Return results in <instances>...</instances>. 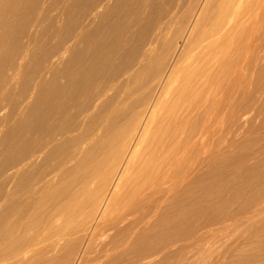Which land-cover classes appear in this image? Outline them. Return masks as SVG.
Here are the masks:
<instances>
[{"label":"bare ground","instance_id":"bare-ground-1","mask_svg":"<svg viewBox=\"0 0 264 264\" xmlns=\"http://www.w3.org/2000/svg\"><path fill=\"white\" fill-rule=\"evenodd\" d=\"M58 2L33 0L3 53L9 89L46 23L1 93L0 264H175L248 213L260 251L264 176L236 206L222 185L226 132L264 102V0Z\"/></svg>","mask_w":264,"mask_h":264},{"label":"rangeland","instance_id":"rangeland-1","mask_svg":"<svg viewBox=\"0 0 264 264\" xmlns=\"http://www.w3.org/2000/svg\"><path fill=\"white\" fill-rule=\"evenodd\" d=\"M1 1H0L1 2L0 9L2 8L3 11L0 10L1 11L0 12V21H1L0 22V32H1L0 33V45H1L0 47L1 49L0 69L4 62L3 53L8 46L12 45V42L14 39L12 38L14 36V34L12 35V33L14 31H17L18 28H20L23 25L24 23L23 14L26 13L27 8L29 7L30 3H32L33 0H29L30 2H28V0H24V1L20 0L21 3L19 2V0H1ZM55 1H56V5L59 6L60 3L58 2V0H54V4H55ZM4 7L6 8L4 9ZM22 7H24L25 10ZM54 13H55L54 9L52 11H49L48 13L49 17H50V14L51 16H53ZM12 19L14 20L12 21ZM44 24L46 23L42 22L41 24H37L35 28L34 26H32V30L34 32H33V38L31 39V43L29 44L30 50L28 49L29 53L27 50V54L23 57V60H21V62L23 63V67H20L19 70L16 71L17 76H15V82L13 83V85H11L9 89H6L4 86L0 84V106L2 107V110L0 111V118L1 116L4 115L3 117L4 119L2 118L0 120L1 121L0 122V137L4 136L3 139L0 138L1 142L6 141L10 134L9 130H11L10 129L11 128L10 119H11V112H12L11 97L3 99L1 93L9 92L10 95L11 94L16 95L17 91L20 88H24L23 87L25 86L24 81L26 80L25 76H29V73H30L29 72L30 65L28 61V59L30 58L28 57V54H30L34 50L35 47L40 48L41 46H43L46 40V34L44 33V29L46 25ZM5 33L6 35H4ZM32 44H34L35 46ZM257 73L258 71L256 70L254 78H256L255 86L256 85L257 86L256 87L254 86V90L257 91V93H260L264 96V88L262 87V84H261V81H262L261 76L258 75ZM6 117L8 118L6 119ZM243 119H242L243 122L240 123L239 127H236V128L232 127L233 131L230 132L231 130H228L225 134V145L227 143L229 144L226 145V151H225V161H224L225 177H224L223 183L226 185V187L222 185L225 190L223 199L224 200L226 199L227 201L226 203L233 205V206H236L239 203H242L243 200H245L247 197V193H246L247 189L249 187H256V184L259 181L260 177L264 176V166H263L264 165V102H258L256 103V106L247 109ZM234 132H235V135H234ZM1 142H0V146H2L3 144ZM248 173L249 175H246ZM228 179L231 181H229ZM249 181L251 182L249 183ZM239 187L241 188L243 187V188L240 190ZM241 193H243V195ZM235 197H237L239 200H237V198ZM248 215H249L248 218H244L243 220H240L238 222L237 221L231 222L225 226L222 225L220 227H217L216 229L210 231L208 236H204L202 239H200V241L198 240L197 242L196 241L193 242L192 244L187 246L186 249L185 248L182 249L180 253H178L179 251L176 252V254L174 253V258H179L180 255H181L180 257H183L184 255V258L179 259L180 261L179 260L175 261L174 259V263L175 264L176 263H179V264L180 263L181 264H191V263L192 264H264V249H262L264 248L263 246L264 245V230L261 231V235H260L262 236V238L261 237L260 238H261V241L263 242V243L261 242L262 244L261 250L257 251L256 249V245H257L256 239L257 238L255 234V229H256V225L258 224V218L254 217V215H252L251 213H248ZM262 215L263 217L261 220L264 221V212ZM250 217L253 219H251ZM182 252H185V253H182ZM259 254L261 256V260L257 261Z\"/></svg>","mask_w":264,"mask_h":264}]
</instances>
